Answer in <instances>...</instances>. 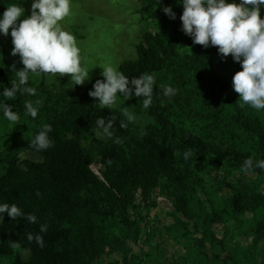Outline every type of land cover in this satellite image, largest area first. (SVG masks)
<instances>
[{"label": "trees", "instance_id": "1", "mask_svg": "<svg viewBox=\"0 0 264 264\" xmlns=\"http://www.w3.org/2000/svg\"><path fill=\"white\" fill-rule=\"evenodd\" d=\"M11 1L0 0V16ZM142 1L156 10L158 28L143 33L136 59L118 70L130 81L145 72L155 75L148 109L142 97L131 98L138 114L157 120L144 126V135L138 125L120 127V109L95 105L88 94L93 85L54 90L46 81L29 79L34 96L17 94L6 101L20 120L10 125L0 113V203H15L38 222L5 214L0 264H166L170 258L162 243L147 252L148 240L140 251L133 248L142 237L137 214L157 206L155 192L166 195L187 219L180 226L191 243L171 264H264V170L240 172L249 156L264 159V118L241 106L240 94L225 82L215 61L218 47L194 44L182 31L183 7L177 0ZM164 6H172L175 20ZM11 79L13 69L0 63V100ZM162 85L174 87L176 95H159ZM37 100V117L26 116L24 104L35 106ZM101 116L115 117L114 136L122 137L121 143L94 137L84 144ZM45 125L52 126L53 145L38 152L29 144ZM188 148L192 156L185 161ZM95 164L104 167L103 179L92 169ZM236 172L241 176L232 184ZM225 189L228 196L216 199ZM41 224L48 225L44 233H39ZM214 224L224 225L223 237ZM29 232L42 235L44 246L29 242ZM158 234V228L149 227L148 238Z\"/></svg>", "mask_w": 264, "mask_h": 264}, {"label": "clouds", "instance_id": "2", "mask_svg": "<svg viewBox=\"0 0 264 264\" xmlns=\"http://www.w3.org/2000/svg\"><path fill=\"white\" fill-rule=\"evenodd\" d=\"M20 3H11L0 16V33L9 34L13 43L12 55H19L21 63L25 66L20 70L13 67L15 79H11V87H2L0 100V113L10 125L20 120V115L12 110L6 103L17 94L35 95L36 88L28 86L30 76L46 74L54 76L70 75V83L74 86L84 85L90 80V72L86 63H82L81 48L75 36L64 29L61 21L72 14V0H33L30 16H25L26 9ZM162 0H159V5ZM182 5L183 13L180 16L182 31L190 36L194 44L204 47L217 46L218 53L226 58L232 55L235 62L241 64L242 70L233 77L232 87L240 94L241 106L248 105L260 111L264 110V18L261 8L264 0H240V3H228L227 0H177ZM164 13L171 20L177 18L172 6H164ZM25 16L23 20H20ZM19 21V22H18ZM101 76L97 80L94 90H89V96L95 98V105L111 109L117 102H123L133 96L143 98V107L148 109L153 103L155 75L147 72L138 78L126 76L112 64L103 67ZM161 92L164 97L171 98L176 95V89L170 85H162ZM123 96V99L121 98ZM40 101L36 104L27 101L24 104L25 115L36 118ZM135 107L123 106L120 111L124 119L120 127L127 129L129 124L140 127V134L144 135V124L147 121L138 116ZM115 117L101 116L94 121L92 131L97 139H113L114 143L122 142V137L114 136L113 124ZM51 125L43 126L31 139L29 146L36 151H43L53 145L49 137L52 132ZM192 156L191 148L183 152V159L188 161ZM111 164V161H108ZM255 169L264 170V159H254L249 156L240 168V172L247 175ZM37 196L41 193L37 191ZM5 214L15 220L22 217L28 223L35 224L38 217L33 213H24L15 203H0V221H4ZM48 229L47 224H41L39 233ZM39 233L29 232L27 239L41 247L44 240ZM12 248H19V242H10Z\"/></svg>", "mask_w": 264, "mask_h": 264}, {"label": "rangeland", "instance_id": "3", "mask_svg": "<svg viewBox=\"0 0 264 264\" xmlns=\"http://www.w3.org/2000/svg\"><path fill=\"white\" fill-rule=\"evenodd\" d=\"M20 2L22 0H13L10 4ZM32 2L33 0H25L21 4V7L26 9L25 16H30ZM227 2L232 3L233 0H227ZM235 3L239 4L240 0H235ZM72 5V14L60 23L65 30L75 36L78 46L82 50V63H86L88 66L90 80L86 81L84 85L73 87L70 83L71 74L51 78L46 74L30 76L29 79L37 84L46 81V84L54 90L94 85L97 80L103 79L101 67L112 64L119 68L123 62L136 59V46L141 42L143 33L155 30L159 25L156 10L145 6L142 0H72ZM25 16H22L20 20H23ZM13 47L10 28L7 36L0 34V53L4 57L0 58V63L2 66H9L12 69L15 67L16 70H20L25 66L21 63L19 55H12ZM215 61L225 82L232 87L233 77L239 72L238 63L234 61L232 55L223 58L219 54L215 57ZM121 98L123 99L122 95ZM123 106L135 107L130 98L123 102L118 101L117 106L113 108L121 109ZM134 111L136 112L135 108ZM255 111L264 118V110ZM138 116L147 121L144 126L157 124L156 118L147 114H138ZM94 137L95 133L91 131L84 138V144H89ZM26 156L36 159L32 154ZM92 169L100 179H103L104 167L101 164L93 165ZM240 176L241 173L236 172L229 181L232 184L237 183ZM228 194L229 190L225 189L224 192L216 196V199L219 200ZM155 198L157 200L156 207L142 208L137 214L142 237L140 244H134L133 248L135 251H140L144 241L148 240L149 244L145 243L144 246V251L147 252L157 243H162L170 261H176L179 255L185 253L183 246L191 243L190 236L182 237L183 232L180 226L182 223L180 221L187 222V219L175 212L174 204L166 195L155 192ZM150 226L156 227L160 231L156 238H148ZM213 229L219 237H223L226 231L222 224H214ZM242 242L246 243L247 241L242 240ZM29 256L27 253L25 258L27 259ZM114 258L116 256H113ZM170 261L166 264H171Z\"/></svg>", "mask_w": 264, "mask_h": 264}]
</instances>
